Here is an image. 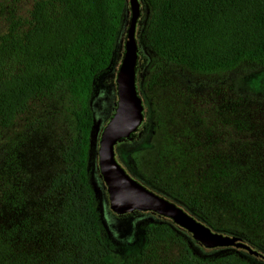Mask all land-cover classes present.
I'll list each match as a JSON object with an SVG mask.
<instances>
[{"label":"trees","instance_id":"16d2710c","mask_svg":"<svg viewBox=\"0 0 264 264\" xmlns=\"http://www.w3.org/2000/svg\"><path fill=\"white\" fill-rule=\"evenodd\" d=\"M142 2L143 37L155 57L152 92L175 67L206 74L264 68V0ZM129 13V0H36L0 36V130L44 102L66 118L56 169L38 196L0 171V206L15 215L0 221V264H264L232 249L205 252L191 234L159 219L145 218L132 245L113 239L92 177L93 100ZM165 98L156 100L150 145L128 166L132 176L264 252V152L214 150L210 132L178 128L181 106Z\"/></svg>","mask_w":264,"mask_h":264},{"label":"rangeland","instance_id":"374dc122","mask_svg":"<svg viewBox=\"0 0 264 264\" xmlns=\"http://www.w3.org/2000/svg\"><path fill=\"white\" fill-rule=\"evenodd\" d=\"M35 1L0 0V36L7 32L12 18L27 17ZM146 17L143 2L138 24L132 22L130 11L114 65L98 81L93 100L96 129L92 177L104 221L113 239L126 246L138 241V231L145 224V218L156 217L136 213L118 218L110 208L105 185L99 176L100 141L116 110L117 79L127 59V41L131 35L135 36L138 45L137 89L143 102L144 121L131 139L116 147L118 157L128 166L134 163L138 152L150 145L156 122V100L160 96L167 97L168 102L172 100L174 109L181 106L180 114L175 113L178 128L193 124L202 131L210 132L209 140L214 141V150L264 152V68L243 65L229 71L206 74L175 67L163 75L161 88L154 93L149 88V81L155 57L143 37ZM65 120L59 105L44 102L33 106L11 128L0 130V171L7 168L11 178L17 176L31 199L32 194L39 195L49 175L56 169L65 136ZM149 188L154 190L151 186ZM177 203L194 215L186 205ZM14 216L6 205L0 206V221L6 222ZM202 250L207 252L212 249Z\"/></svg>","mask_w":264,"mask_h":264},{"label":"water","instance_id":"95a60500","mask_svg":"<svg viewBox=\"0 0 264 264\" xmlns=\"http://www.w3.org/2000/svg\"><path fill=\"white\" fill-rule=\"evenodd\" d=\"M132 22L138 24L142 0H129ZM127 59L117 79L118 101L113 118L100 141L99 172L104 179L111 210L118 215L135 211L155 214L163 222L192 235L194 241L207 249H232L264 261V254L241 236L216 231L188 213L174 199L158 193L137 180L128 165L118 157L119 143L139 130L144 121V107L137 89L138 45L134 35L127 41Z\"/></svg>","mask_w":264,"mask_h":264},{"label":"flooded vegetation","instance_id":"af4514ba","mask_svg":"<svg viewBox=\"0 0 264 264\" xmlns=\"http://www.w3.org/2000/svg\"><path fill=\"white\" fill-rule=\"evenodd\" d=\"M100 176V175H99ZM100 179H101V181L104 183V185H105V188H106V192H107V187H106V184H105V181H104V179L100 176ZM107 195H108V192H107ZM108 201H109V196H108ZM136 212H138V213H143V214H148V213H145V212H140V211H135V212H133V213H136ZM116 214V213H115ZM128 214H131V213H128ZM128 214H125V215H118V214H116V216L118 217V218H120V219H122V218H124L125 216H127ZM148 215H155V214H148ZM153 220L154 219H157L156 217L155 218H153V217H151Z\"/></svg>","mask_w":264,"mask_h":264}]
</instances>
